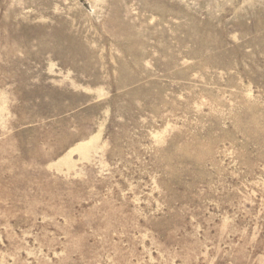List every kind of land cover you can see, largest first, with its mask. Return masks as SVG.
Wrapping results in <instances>:
<instances>
[{"label": "rangeland", "instance_id": "1", "mask_svg": "<svg viewBox=\"0 0 264 264\" xmlns=\"http://www.w3.org/2000/svg\"><path fill=\"white\" fill-rule=\"evenodd\" d=\"M0 264H264V0H0Z\"/></svg>", "mask_w": 264, "mask_h": 264}]
</instances>
